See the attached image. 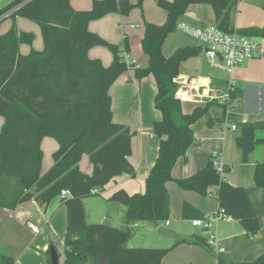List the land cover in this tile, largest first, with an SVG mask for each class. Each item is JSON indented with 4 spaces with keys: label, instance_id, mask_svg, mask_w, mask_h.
<instances>
[{
    "label": "trees",
    "instance_id": "16d2710c",
    "mask_svg": "<svg viewBox=\"0 0 264 264\" xmlns=\"http://www.w3.org/2000/svg\"><path fill=\"white\" fill-rule=\"evenodd\" d=\"M146 0H94L91 10H75L70 0H32L24 4L13 0L0 10V24L10 17L30 20L40 26L44 50H33L22 55V45H32L35 36L19 31L14 25L7 33L0 34V117L4 125L0 132V181L5 178L16 181L8 189H0V207L15 208L21 203L35 200L41 205L60 199L68 211V230L65 237L64 264H163L171 251L165 248H129L133 229L137 222H165L170 220L171 206L167 183L175 182L182 190L193 191L207 197L217 195L228 214L240 222L249 239L260 232L258 216L247 191L232 186L214 166L212 157L207 164L190 177L175 179L173 169L180 158H185L196 144L193 126L215 105L223 109V121L228 105L209 101L205 107H197L191 114H184L182 102L176 97L180 84L181 64L202 53L201 47H181L166 57L163 52L167 38L177 31V25L194 4L212 6L216 26L222 31L256 38H264V28L251 27L235 30L231 15L237 0H159L158 5L167 13L162 25L145 22L142 48L149 58L148 66L138 68L128 63L123 48L108 43L89 30L90 22L108 14L129 15L135 8L143 9ZM2 18V19H1ZM94 46H106L113 53V61L104 67L98 59L88 55ZM129 70L142 80L153 75L157 83L155 107L162 118L154 124V134L162 138L158 158L145 181V193L130 195L119 189L109 198L110 202L126 208L124 228L106 223L88 224L83 200L100 196L106 186L122 174L134 176L135 169L129 161L132 154L131 131L113 121L110 89ZM237 98V89L231 92L230 106ZM216 120L210 119L209 125ZM240 135L237 147L242 160L264 138L258 139L256 131L264 130V121L238 123ZM46 137L54 138L59 149L54 154V165L42 173L44 153L41 145ZM84 155H89L93 173L80 169ZM225 173L230 167L224 165ZM254 180L264 189V162L254 170ZM69 193L62 196V192ZM198 219H206L191 205H183V216L190 213ZM183 242L199 243L212 250L207 239L195 237ZM51 264V252L46 253ZM1 264H15L1 257ZM218 260L223 263L222 257ZM194 264V263H191ZM234 264H264V255L252 262Z\"/></svg>",
    "mask_w": 264,
    "mask_h": 264
},
{
    "label": "crops",
    "instance_id": "0c3cea01",
    "mask_svg": "<svg viewBox=\"0 0 264 264\" xmlns=\"http://www.w3.org/2000/svg\"><path fill=\"white\" fill-rule=\"evenodd\" d=\"M136 3V0H130ZM159 0H146L145 12L141 15L135 11L123 16L118 13L108 14L89 24V30L108 43L123 48L124 40L129 43L127 52L128 63L138 68L148 66L149 58L142 48V39L145 31V22L164 24L167 13L159 7ZM94 0H70L71 6L78 11L91 10ZM157 5V8L153 7ZM5 17H8L5 16ZM24 18L17 17L15 22L18 30L34 34L32 45H22L20 53L29 55L33 50L43 51L41 43V29L32 27ZM139 21V22H138ZM179 22L192 26L216 25V17L212 6L208 4L191 5ZM231 25L235 30L251 27L264 28V0H237L232 10ZM27 29V30H26ZM10 29L0 31L5 34ZM177 30L171 34L163 48L164 55L170 57L181 47H201L202 53L184 61L180 67L178 81L183 94L196 97L184 99L182 110L184 114H191L197 107H205L208 97L213 94H222L227 89L228 75L217 74L209 65L204 54V45L199 40ZM43 38V37H42ZM40 39V40H39ZM39 40V41H38ZM261 44L259 57L249 61L244 67L235 70L233 79L237 86V98L229 108L226 118L223 109L215 105L194 126L196 144H194L185 158H180L172 172L175 179L190 177L204 167L211 158L216 144L222 146L223 164L230 167V172L224 178L234 187L246 189L251 204L258 216L260 232L253 239H249L244 227L239 221L228 214L220 203L217 195L203 197L196 192L182 190L175 182L167 183L170 195L171 214L169 225L165 222H137L130 227L133 233L140 229L142 247L165 248L171 251L163 259V264H234L237 262H252L264 255V189L258 187L254 180V170L258 163L264 162V145H258L249 155L247 163L242 160V151L236 145L240 130L232 126L245 122L264 121V38H258ZM38 42V46L35 43ZM91 59H98L104 67H109L113 61V53L106 46H94L88 53ZM222 71L221 69H218ZM157 83L153 75L138 80L134 70L124 73L111 87L113 121L128 128L132 133V154L129 161L135 169V175L122 174L114 178L98 197L83 200L88 224L93 221L106 223L116 228L126 226V208L122 204L110 202L109 198L119 189H124L130 195L145 193V181L154 166L162 138L154 134V124L160 121L162 114L155 107ZM187 97V96H186ZM1 118V117H0ZM4 119V118H3ZM216 120L209 125V120ZM4 125L0 120V127ZM256 138H264V130L255 133ZM44 153L42 173H47L54 165V154L59 149L58 142L46 137L41 145ZM80 169L86 174L93 173V165L89 155H84L80 162ZM4 181L16 182L9 178ZM0 181V189H8ZM15 186V185H14ZM189 204L204 217L211 218L224 211L228 219L218 221L213 229L194 227L192 221L198 218L190 213V217L183 216V205ZM112 210L115 213H112ZM39 227V233H33L29 224ZM148 226V227H147ZM169 227L167 232L164 228ZM0 230L5 232L7 240L14 247L15 253L6 254L1 249L0 255L12 259L15 264H49L46 253L54 247L60 256V264L65 263V237L68 230V211L60 199L47 205H41L35 200L17 205L15 208L0 207ZM214 233L218 244L225 252L219 255L223 263L206 245L183 242L174 246L178 241H186L199 237L207 239ZM130 237L127 242L129 248H135ZM1 243V242H0Z\"/></svg>",
    "mask_w": 264,
    "mask_h": 264
},
{
    "label": "built area",
    "instance_id": "2783aa9c",
    "mask_svg": "<svg viewBox=\"0 0 264 264\" xmlns=\"http://www.w3.org/2000/svg\"><path fill=\"white\" fill-rule=\"evenodd\" d=\"M11 13L12 12H9L3 17L7 15L10 16ZM177 30L201 41L204 45V54L210 67L221 69L228 75L226 91L220 95L212 93L208 97V100L218 101L220 104H226L228 105L229 110L231 107V92H234L237 89L236 82L233 79L235 70L244 67L249 61L259 57L262 47L258 38L243 35L237 31L228 33L219 29L216 25L192 26L184 22H179ZM125 59H127L126 54ZM176 97L182 102L184 99H191V97H196V95L190 94L188 96L187 94H183L182 88H180ZM232 129L236 130L237 126H232ZM211 157L214 161L215 168L224 177L226 173L222 161V146L220 144L215 145ZM68 195V192H62V196ZM228 218L229 217H227L224 211H220L211 218L195 219L192 221V225L210 231L215 227L218 221ZM166 224L169 225V222L167 221ZM29 227L33 233L37 234L40 232L39 227L32 223L29 224ZM207 244L217 256L225 252V250L219 246L218 239L212 232L207 238Z\"/></svg>",
    "mask_w": 264,
    "mask_h": 264
},
{
    "label": "rangeland",
    "instance_id": "374dc122",
    "mask_svg": "<svg viewBox=\"0 0 264 264\" xmlns=\"http://www.w3.org/2000/svg\"><path fill=\"white\" fill-rule=\"evenodd\" d=\"M12 1L13 0H0V10H2L3 8H5L6 6H8L10 3H12ZM135 2H137V0L135 1ZM153 7H155V8H157V5H153ZM133 11H135L138 15L140 14L141 15V13L142 12H145V8H143L142 10L141 9H139V8H135ZM2 18H4V17H2ZM6 19L0 24V31H4V29H11L14 25L18 28V24H17V22H15V19H13V18H11L10 16H8V17H5ZM23 21H25L26 23H28L29 25H31L32 27H35V28H37V31H39L40 30V26L37 24V23H35V22H32V21H30V20H23ZM139 22V21H138ZM27 30V29H26ZM29 31L28 32H30L31 30L30 29H28ZM180 35H182V36H184V37H188V36H186V34H180ZM41 39V40H40ZM39 40L41 41V43H42V45H43V38L41 37ZM38 40V41H39ZM200 44H201V42L200 41H198ZM35 46H38V42L37 43H35ZM215 73H217V74H224L223 73V71H220V70H218V69H214L213 70ZM0 120H2V122H3V124H4V119L1 117L0 118ZM2 127H3V125L0 127V132H1V129H2ZM15 181V180H14ZM14 184H12V182H7V181H5V183H4V185L6 186L7 185V187L8 188H12L14 185H16L17 183L16 182H13ZM112 213H115V211L114 210H112ZM94 223H103V222H99V221H93ZM148 227V226H147ZM170 228L169 227H165L164 228V232H167L168 230H169ZM136 231H137V234H138V236H137V238H134V240H131L132 241V243L131 244H133L134 246H136L135 248H148V247H142V246H144V245H142V244H144V243H137V241H140L142 238H141V236H140V229H136ZM137 234H134V233H132V235H131V239H132V237H136V235ZM7 234L5 233V232H2V230H0V244H1V249L3 250V252L4 253H6V254H10V253H15V251H14V247L10 244V242L7 240ZM1 255H0V264H1V262H2V259H1ZM47 257V256H46Z\"/></svg>",
    "mask_w": 264,
    "mask_h": 264
},
{
    "label": "water",
    "instance_id": "95a60500",
    "mask_svg": "<svg viewBox=\"0 0 264 264\" xmlns=\"http://www.w3.org/2000/svg\"><path fill=\"white\" fill-rule=\"evenodd\" d=\"M21 1L26 4L32 0H21ZM50 252H51V256H50L51 264H60V256L58 251L54 247H51Z\"/></svg>",
    "mask_w": 264,
    "mask_h": 264
}]
</instances>
